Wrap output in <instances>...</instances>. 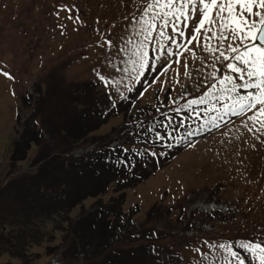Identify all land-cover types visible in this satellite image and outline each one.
Here are the masks:
<instances>
[{"label": "rangeland", "instance_id": "obj_1", "mask_svg": "<svg viewBox=\"0 0 264 264\" xmlns=\"http://www.w3.org/2000/svg\"><path fill=\"white\" fill-rule=\"evenodd\" d=\"M146 4L147 0H0V190L21 176H46L47 183L50 175L61 178L58 156L71 164L73 158L109 142L141 145L147 152L149 147L142 143L151 139L157 149L152 151L168 159L160 165L151 160L148 177L139 184L121 185L127 187L121 192L126 195L123 211L135 213L134 229L146 235L156 230L158 235H152L163 239L157 244L177 253L185 264H225L227 253L214 247L220 244H230L245 264H257L238 245L264 243V147L243 127L246 117L223 115L214 98L206 105L189 104L214 91L208 87L216 83L210 75L215 71L212 56L193 47L195 56L186 52L167 73L146 72L141 87L145 90L129 101L130 106L110 108L127 100L143 78L131 71L129 59H135L132 49L142 39L136 35L140 24L132 17H139ZM70 15H79V21L70 20ZM121 37L133 44L118 50L104 43L109 38L123 44ZM153 46L159 48L155 41ZM171 59L175 58L153 59L152 65L158 69ZM213 105L219 111L207 110ZM213 117L219 127L212 125ZM15 151L20 153L13 158ZM96 166L97 170L85 168L83 176L76 168L69 170L71 185L83 195L82 204L70 214L77 227L80 223L76 238L94 243L93 250L79 246L76 260L65 257L73 239L67 245L64 226L47 222L52 234L30 251V264H90L92 251L101 250L103 239L113 235L110 227L98 228L86 217L83 223L80 215L104 212L118 196L117 183L100 195L106 186L101 179L110 168L102 171L103 165ZM26 195L27 203L36 201L30 192ZM130 244L128 239L117 248L145 245L148 259L153 258L146 264H162L168 258H162L160 246L154 251L147 242ZM99 254V261L111 255L109 250Z\"/></svg>", "mask_w": 264, "mask_h": 264}, {"label": "snow or ice", "instance_id": "obj_2", "mask_svg": "<svg viewBox=\"0 0 264 264\" xmlns=\"http://www.w3.org/2000/svg\"><path fill=\"white\" fill-rule=\"evenodd\" d=\"M68 18L74 19V22L80 19L79 15ZM132 19L140 24L136 35L142 37L131 52V57L135 59H129L131 71L136 72L137 77L147 79L145 73L151 71H157L158 75L167 73L172 64L181 63V57L186 52L195 56L193 47L202 48L212 56V67L215 69L210 75L216 83L208 87L220 95L208 92L207 97L201 96L189 104L206 105L214 98L220 102L223 115L246 117L243 127L264 147V0H147L139 17L133 14ZM120 39L123 44L118 45L109 38H105L104 43L118 50L133 44L131 39ZM153 41L159 44L158 49L153 46ZM154 52H160L162 56L154 57ZM172 57L175 59L158 69L152 65L153 59ZM217 64L222 67H217ZM183 65L184 75L187 76V59H184ZM3 75L14 79L7 73ZM207 110L219 111L215 105ZM216 121L217 117H213L211 123L219 127ZM157 138L162 139L159 134ZM238 246L250 253L257 264H264V243ZM214 247L227 253L225 264H232V260L245 264V259L240 258L230 244ZM195 251L200 252L201 249Z\"/></svg>", "mask_w": 264, "mask_h": 264}, {"label": "trees", "instance_id": "obj_3", "mask_svg": "<svg viewBox=\"0 0 264 264\" xmlns=\"http://www.w3.org/2000/svg\"><path fill=\"white\" fill-rule=\"evenodd\" d=\"M32 134V138L37 137L34 130H32ZM19 153L20 152L15 151L14 155H12L13 158L17 157L16 154ZM84 157L77 159L73 158L72 163L69 164L65 161L63 162L61 156H58V163H62L60 165L62 177L56 179L50 175L49 183H47L46 176H34L33 178L21 176L15 181H10L6 187L0 190V260L4 259V257L10 259L9 261L0 262V264H13L11 262L12 260L30 264V251L40 246L44 241L49 239L52 234L45 225L47 222H55L56 225L64 226V229L67 230V236L64 239L67 245L69 240L73 239L74 243L69 246L70 248H66L65 250V257L76 260L74 259V255L78 253L79 246H83L82 249H86L87 251L89 248L93 250L92 247L95 246L94 243L85 240H81L80 243V240L76 238L79 237L80 223L77 222V227L74 221L71 220L70 214L82 204L80 200L83 195L73 184L71 185L69 176L75 168L81 172L79 174L82 176L86 175L85 168L97 170L94 167L96 165L99 168H102L100 165H103L102 171H108L110 168L108 171L109 174L101 179L103 183H106L104 184L106 186L100 191V195L107 193L109 186L113 183H117L120 187L116 189V194L118 196L110 199V202L105 205L106 210L104 212L96 210L95 212L87 213L83 211L80 214L81 217L84 215V218L82 217L83 223L85 217L91 218V223H95L96 226L105 227V229L106 227H110L109 229L113 233L109 239H103V243L100 246L102 247L101 250L97 249L95 252L92 251L93 254L90 256H94V258L91 259L90 257V259H87L88 263L146 264L147 261L150 262L153 259H148L149 252L148 249V253L146 252L145 245H143V247L142 245H138L134 248H128L127 250L121 248L122 246L117 248V245H121L124 241H128V239L131 244L135 241L147 242L149 244L147 246L152 247L154 251L158 248L153 242L155 239L157 240L158 237L152 235L154 233L157 234L156 231H151L149 235H146V232H138L134 229L132 217L135 213H125L123 211L126 195L123 193L121 194L127 187L139 184L143 179L148 177L149 172L147 171H149V169L145 167V162H150L148 156L142 153L140 154L138 151H132L125 144L113 150L110 148L109 142L99 144L97 151L85 155ZM113 165H116L115 169H113ZM107 167L108 169H105ZM70 169L71 172H69ZM55 179L56 182L52 183ZM129 182L132 184L128 185L126 188L121 186ZM72 187H74V189ZM18 191H21L24 196H20ZM27 192H30L32 198L35 196L36 201L27 203V201H30L27 199ZM77 193L78 195H75ZM53 200L56 201V204ZM107 212L112 215V217L106 214ZM151 217L152 211L149 214V223L154 221ZM130 225L133 229L129 227ZM124 230L126 232L122 235ZM160 249L162 250L160 253L162 258H167L168 256L167 259H163L162 264H181L175 252L169 251L168 248L163 246L160 247ZM107 250H109L111 255L108 259H100L99 261V253H103ZM67 252L71 254L68 255ZM143 252L147 253V255H143ZM153 255H155V253H153ZM68 262L69 260L67 263Z\"/></svg>", "mask_w": 264, "mask_h": 264}]
</instances>
